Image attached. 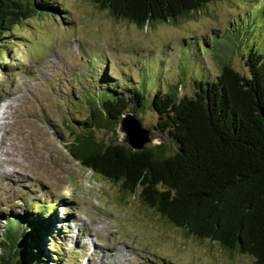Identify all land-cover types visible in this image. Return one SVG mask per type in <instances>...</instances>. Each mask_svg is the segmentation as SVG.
Masks as SVG:
<instances>
[{
    "label": "rangeland",
    "instance_id": "1",
    "mask_svg": "<svg viewBox=\"0 0 264 264\" xmlns=\"http://www.w3.org/2000/svg\"><path fill=\"white\" fill-rule=\"evenodd\" d=\"M54 5L57 13L23 20L0 43V108L9 103L0 146L19 163L1 170L13 178L23 172L13 183L0 175V241L10 220L40 221L32 251L44 264H55L54 250L63 256L59 264H253L171 226L137 196L82 168L66 147L87 116L86 101L129 83L145 96L134 115L154 138L146 145L164 144L171 154L174 143L156 130L152 96H192L223 65L248 75L249 50L264 57V0H213L186 19L144 27L115 20L89 0ZM94 134L103 144L121 137L111 127ZM49 205L45 216L34 214Z\"/></svg>",
    "mask_w": 264,
    "mask_h": 264
},
{
    "label": "trees",
    "instance_id": "2",
    "mask_svg": "<svg viewBox=\"0 0 264 264\" xmlns=\"http://www.w3.org/2000/svg\"><path fill=\"white\" fill-rule=\"evenodd\" d=\"M55 1L0 0V43L23 20L57 13ZM89 1L115 20L144 27L186 19L213 0ZM244 65L248 75L223 65L216 81L197 83L192 96H152L148 102L160 117L156 130L174 143L169 155L164 144L133 150L95 136L96 130H117L127 113L144 106L145 96L129 83L124 92L106 89L111 95L86 101L87 116L66 149L82 168L137 196L171 226L264 264V57L251 48ZM52 207L39 206L34 214L45 216ZM10 221L0 264H44L32 251L41 222ZM52 255L55 264L64 260L57 250Z\"/></svg>",
    "mask_w": 264,
    "mask_h": 264
},
{
    "label": "water",
    "instance_id": "3",
    "mask_svg": "<svg viewBox=\"0 0 264 264\" xmlns=\"http://www.w3.org/2000/svg\"><path fill=\"white\" fill-rule=\"evenodd\" d=\"M117 132L121 135L120 142L133 150H142L153 139L149 129L142 126L140 120L132 113H127L118 123Z\"/></svg>",
    "mask_w": 264,
    "mask_h": 264
},
{
    "label": "bare ground",
    "instance_id": "4",
    "mask_svg": "<svg viewBox=\"0 0 264 264\" xmlns=\"http://www.w3.org/2000/svg\"><path fill=\"white\" fill-rule=\"evenodd\" d=\"M7 101L6 102H4V104L1 106V108H0V120H5L6 119V117H7V113H6V111H5V108H8V104L9 103H7ZM1 126H2V123H0V128H1ZM1 142H2V139H0V144H1ZM3 145H4V147H6L7 146V144H6V146H5V142H3ZM4 147H2V149H1V146H0V151L4 154V156L6 157H4L3 159H1L0 160V175H3L4 176V178L5 179H7V180H9L11 183H13L14 181L15 182H19L21 179H20V177L22 176V174H23V172H16V174H18L16 177H12V173H5V171H2L1 170V168L3 167V165L2 164H9V165H11V166H16V165H18L19 163H18V161L17 160H15V157H14V154H13V152L12 151H5V150H3L4 149ZM9 147V146H8ZM8 147H6V148H8ZM9 170H11V167H10V169ZM0 179H1V177H0ZM2 180V179H1ZM2 184H0V186H1Z\"/></svg>",
    "mask_w": 264,
    "mask_h": 264
}]
</instances>
